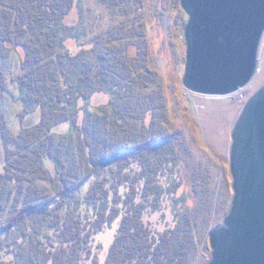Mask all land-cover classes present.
Instances as JSON below:
<instances>
[{
  "label": "trees",
  "instance_id": "1",
  "mask_svg": "<svg viewBox=\"0 0 264 264\" xmlns=\"http://www.w3.org/2000/svg\"><path fill=\"white\" fill-rule=\"evenodd\" d=\"M98 1L111 14L129 16L131 3L139 10L132 23L88 35L82 16L67 23L81 14L82 0H0L1 61L21 57L12 77L22 101L41 108L40 122L19 135L0 122V215L12 209L0 221V264H83L95 236L118 221L104 264H195L209 232L205 201L195 211L175 210L163 232L147 220L183 185L169 175L179 163V135L154 131L164 104L149 91L158 79L142 0ZM1 61L0 98L9 78ZM99 93L110 101L92 112ZM63 122L71 132L54 133Z\"/></svg>",
  "mask_w": 264,
  "mask_h": 264
},
{
  "label": "rangeland",
  "instance_id": "2",
  "mask_svg": "<svg viewBox=\"0 0 264 264\" xmlns=\"http://www.w3.org/2000/svg\"><path fill=\"white\" fill-rule=\"evenodd\" d=\"M132 4V13L125 16L111 14L98 0H82L81 14L76 10L67 23L73 25L80 21L82 16L84 30L88 35L103 33L121 22L132 23L139 10L137 4ZM139 5L146 19L145 42L149 45L151 65L158 79L149 91L153 94L157 91V95H161V103L164 104V110L159 111V119H156L158 124L154 131L155 134L178 133L176 146L179 163L174 168V173L169 175L176 179L179 177L183 182L175 196L167 197L161 210L149 215L147 220H150L156 231L163 232L174 224L175 210L184 208L195 211L205 201V208L212 211L211 226L195 264H207L212 253L209 239L211 232L222 225L234 195L230 171L231 133L248 100L264 85V42L259 73L248 87L230 96L196 94L183 84L187 57L184 27L189 17L181 3H177V0H142ZM79 46L77 41L71 42L73 51H79ZM135 52L136 50L133 53ZM20 58L16 53L2 61L0 57L2 67L9 77L0 98V122H4L15 135H19L23 128L37 125L41 120V108L27 106L22 101L18 82L12 77L21 72ZM110 98L107 93H99L90 101L88 108L97 112L101 106L109 103ZM26 109H29L28 113ZM152 120L154 119L151 112L147 125H151ZM69 132L70 122H63L54 128V133L58 135ZM5 162L6 144L0 131L1 169L4 168ZM49 166L53 169L52 162H49ZM87 183L86 189L91 180ZM171 199H175L177 203ZM11 214L12 209H8L0 215V221L8 220ZM204 217L200 220L202 224ZM119 227L120 221L95 236L92 256L84 260L83 264L105 263Z\"/></svg>",
  "mask_w": 264,
  "mask_h": 264
},
{
  "label": "water",
  "instance_id": "3",
  "mask_svg": "<svg viewBox=\"0 0 264 264\" xmlns=\"http://www.w3.org/2000/svg\"><path fill=\"white\" fill-rule=\"evenodd\" d=\"M187 57L184 86L230 96L257 77L264 42V0H180ZM233 199L210 235L207 264H264V85L243 108L231 133Z\"/></svg>",
  "mask_w": 264,
  "mask_h": 264
}]
</instances>
